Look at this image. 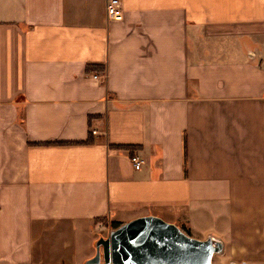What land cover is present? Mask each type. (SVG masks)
I'll return each mask as SVG.
<instances>
[{"label":"crops","instance_id":"0c3cea01","mask_svg":"<svg viewBox=\"0 0 264 264\" xmlns=\"http://www.w3.org/2000/svg\"><path fill=\"white\" fill-rule=\"evenodd\" d=\"M105 3L0 0V264L145 215L264 264V0Z\"/></svg>","mask_w":264,"mask_h":264},{"label":"water","instance_id":"95a60500","mask_svg":"<svg viewBox=\"0 0 264 264\" xmlns=\"http://www.w3.org/2000/svg\"><path fill=\"white\" fill-rule=\"evenodd\" d=\"M94 248L83 264H211L213 256L222 253L223 243L212 235L193 238L173 223L145 215L108 230Z\"/></svg>","mask_w":264,"mask_h":264},{"label":"built area","instance_id":"2783aa9c","mask_svg":"<svg viewBox=\"0 0 264 264\" xmlns=\"http://www.w3.org/2000/svg\"><path fill=\"white\" fill-rule=\"evenodd\" d=\"M105 11H106L107 19L109 21L121 20L123 18V10H122L121 0H106ZM129 161L135 170H138L139 168H141V166L144 162L143 159H141L136 154L130 155Z\"/></svg>","mask_w":264,"mask_h":264},{"label":"rangeland","instance_id":"374dc122","mask_svg":"<svg viewBox=\"0 0 264 264\" xmlns=\"http://www.w3.org/2000/svg\"><path fill=\"white\" fill-rule=\"evenodd\" d=\"M106 223V222H105ZM105 225V224H104ZM111 229H112V227H111ZM107 231V230H106ZM106 231L104 230V231H102L101 233H99V236L98 237H100V236H105L106 235ZM190 236V235H189ZM199 240H201V239H199ZM217 256H214L213 257V259H212V263L211 264H214V259L216 258Z\"/></svg>","mask_w":264,"mask_h":264},{"label":"trees","instance_id":"16d2710c","mask_svg":"<svg viewBox=\"0 0 264 264\" xmlns=\"http://www.w3.org/2000/svg\"><path fill=\"white\" fill-rule=\"evenodd\" d=\"M112 228H116L118 227L119 225L118 224H110Z\"/></svg>","mask_w":264,"mask_h":264}]
</instances>
